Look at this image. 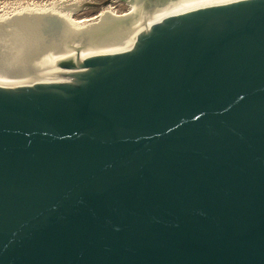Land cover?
<instances>
[{"label": "water", "instance_id": "95a60500", "mask_svg": "<svg viewBox=\"0 0 264 264\" xmlns=\"http://www.w3.org/2000/svg\"><path fill=\"white\" fill-rule=\"evenodd\" d=\"M79 31L0 85V264H264V0Z\"/></svg>", "mask_w": 264, "mask_h": 264}, {"label": "bare ground", "instance_id": "6f19581e", "mask_svg": "<svg viewBox=\"0 0 264 264\" xmlns=\"http://www.w3.org/2000/svg\"><path fill=\"white\" fill-rule=\"evenodd\" d=\"M124 3L129 7L126 12L119 14L107 5L89 19H75L77 5L66 4L64 0L37 9L17 7L6 16L0 15V85L12 87L66 75L56 68L57 62L77 54L80 59L88 58L90 51L103 47L101 44L85 49L87 41L79 31L83 21L93 20L103 11L127 16L151 9L177 10L203 5L204 0H125ZM73 45L81 49L75 52L74 48H67Z\"/></svg>", "mask_w": 264, "mask_h": 264}, {"label": "rangeland", "instance_id": "374dc122", "mask_svg": "<svg viewBox=\"0 0 264 264\" xmlns=\"http://www.w3.org/2000/svg\"><path fill=\"white\" fill-rule=\"evenodd\" d=\"M57 1H61V0H0V15L6 16L10 14L14 10V8L17 7L37 9V8H41V7L43 8L45 6H49L52 3H56ZM64 1L66 4L75 3V5H77V9L73 13L75 19L92 18L96 16L101 9L106 8L107 5L108 6L110 5L111 8H113L114 11L119 14L122 12H126L129 9V7L124 3L125 0H73V1L64 0ZM55 31L57 32V30Z\"/></svg>", "mask_w": 264, "mask_h": 264}]
</instances>
